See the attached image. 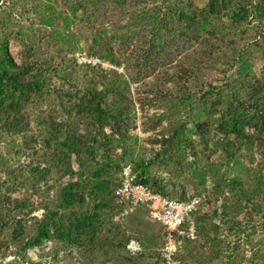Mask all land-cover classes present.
I'll return each instance as SVG.
<instances>
[{
  "label": "trees",
  "instance_id": "1",
  "mask_svg": "<svg viewBox=\"0 0 264 264\" xmlns=\"http://www.w3.org/2000/svg\"><path fill=\"white\" fill-rule=\"evenodd\" d=\"M39 1L45 4L33 13L44 18L42 21L51 29L50 33L59 34L61 21L67 18L55 7L57 0ZM60 1L72 13L68 16L70 25H86L98 36L88 54L109 61L115 70L108 72L102 65L80 66L75 58L86 81L85 86L78 87L73 77L64 74V65L70 63L65 60L61 65H51L35 59L32 45H28L24 63L17 64L10 55L8 38L0 32V143L11 139L18 158L26 151L32 154L27 166L4 167L7 179L0 181V264H47L34 263L29 252L43 251L48 244H52L53 261L60 259L59 253H65L62 249L78 247L88 257L100 249L105 253L109 244L115 251L127 248L132 236L124 238L115 221L126 207L116 198L122 180L113 175L124 169L115 160V145L107 134L110 129L111 133L121 135L122 140L129 137L133 102L118 69L128 63L134 66L127 71L136 69L139 75H145L144 70L157 65L162 58L165 63L160 67L164 71L159 83L168 90L164 97L168 98L172 88L182 104L176 107L173 130L159 142L160 150L152 158L141 157L133 162V168L129 167L134 182L157 194L187 200L190 195L185 187L175 190L176 172L169 166L181 163V148L189 146L185 132L193 126L192 132L203 142L218 141L216 145L223 151L226 163H236L243 169L234 176L221 170L212 172V194L231 195L235 203L224 204L221 218L228 223L229 232L244 233L243 222L233 217L235 213L244 214L245 223L251 224L253 230L247 236L252 238L257 233L254 216L264 209L259 206L264 199V0H207L203 6L192 0ZM115 16L121 19L128 16L129 21L121 27L122 20L113 22ZM106 22L114 30L104 26ZM119 27L122 29L116 31ZM114 32L116 40H112ZM126 47L137 49L136 61L120 59L118 52L123 49L124 52ZM257 60L261 64L254 70ZM169 62L174 65L173 70L167 69ZM48 77L52 80L61 77L69 88L63 85L58 90ZM52 93L56 94L52 99L65 110L67 118L64 120L61 115L58 120L55 114L48 115L38 121L39 131L35 132L27 115L28 105L48 99ZM73 118L76 122L71 121ZM80 124L85 126V133L81 132ZM244 153L252 157L250 165L255 163L256 154L262 158V164L255 169L243 164L240 156ZM0 162L7 164L1 157ZM93 163L95 169H91ZM155 164L171 173L170 181L149 172ZM65 177H69L68 182L62 181ZM58 186L56 196L44 204L36 203L34 199L42 197V189L50 194ZM199 195L197 191L193 196ZM143 207L127 217L142 212L146 208ZM39 211H43L41 216L36 215ZM206 218L200 209L191 220L205 244L219 247V226H212L213 234L208 236ZM114 232L115 237L107 235ZM190 243L186 239L180 245V256L187 264L192 262L181 250L182 244ZM138 255L145 259L142 253ZM148 255L156 256L155 264H161L160 252ZM10 257L13 260L7 261ZM53 261L49 264H55ZM252 263L264 264V244L254 249Z\"/></svg>",
  "mask_w": 264,
  "mask_h": 264
},
{
  "label": "rangeland",
  "instance_id": "2",
  "mask_svg": "<svg viewBox=\"0 0 264 264\" xmlns=\"http://www.w3.org/2000/svg\"><path fill=\"white\" fill-rule=\"evenodd\" d=\"M192 1L203 6L207 0ZM44 4V2H38V0H0V32H3L4 36L9 40L10 55L17 64L21 65L28 57V45H32L31 47L37 55L35 59L46 60L51 65H61L65 60L70 63L69 65H64L66 69L63 66V71L66 70L64 74L70 78L73 77L71 79L74 80L78 87H83L86 83L84 80L85 76L79 72L74 60L77 58L78 53H90L94 40H98L99 38L86 25L77 23L70 25L71 21L68 16L72 13L61 6L62 2L60 0H57L55 7H58V12H61L63 17L67 18V21H61L62 26L59 34L55 32L50 33L51 29L44 25L42 21L44 18L33 13L36 12L34 10L43 7ZM119 20H122V24L119 25L121 27L125 26L129 21L128 16H126L124 19L117 17L113 22H119ZM110 24L108 22L103 23L104 26L111 30L113 28ZM121 27L117 28L116 31L121 30ZM113 34L115 35L112 40H116L118 38L116 37V32ZM123 50L118 52L122 56L121 60L129 58L130 62L136 61L138 58V55L135 56L137 49L126 47L124 52ZM163 59H158L159 63L157 65L144 70L145 75H139L136 69L130 72L127 71L129 66H134L128 63L118 69V73L123 76V85L126 93L133 102V106H130L131 111L128 120L129 137L122 140L121 135L113 134L110 129H107L108 138L115 145V160L124 169L117 170L113 174L118 179L121 178L123 180L125 169L129 167L133 168V162L139 158H152L160 150L159 142L162 140V137L168 136L167 132L173 130L172 123L177 116L175 110L176 107L181 106L182 100L175 96L172 88H169L170 95L168 98L164 97L168 92L167 87H162L159 83L162 79L161 74L164 71L163 68L160 69L161 65L165 63L162 61ZM174 59L177 60L179 58ZM102 62L104 63L102 65L104 70H108V72L115 70V66L109 64V61L102 60ZM171 63H168L167 69L173 68L171 66L174 65H170ZM176 63L174 61V64ZM260 64L257 60L254 70H258ZM71 66L75 67V69H70ZM48 78L58 90L63 85L65 89L68 87L61 77L58 79L54 77L53 80L50 77ZM53 85H49V87ZM72 89L75 92V88ZM53 97H56L55 93H52L48 99L28 105L27 115L32 122L35 132L39 131L38 121L48 115L55 114L58 120H61V115L64 116V120L67 118L65 110L59 106L56 99H52ZM76 120V118L71 119L73 122H76ZM79 128L81 132H86L83 124H80ZM187 129L185 135L189 140V146L181 148V152L179 153L181 163H178L176 166H169L170 169L172 168L171 170L174 169L176 172L174 183L178 188L175 190L178 192L182 187H185L190 196L196 195L197 191L201 194L199 195L203 201L201 215L207 217L205 226L208 236L213 234L211 231L212 226H219L218 240L221 241V244L217 241L220 245L219 247H214V243L205 244L199 238L200 240L191 242L187 246L182 244L181 252L192 264H251L254 249L264 244V228H262L264 225V209L263 212L257 213L254 216L257 233L252 238L247 236L253 230L249 227L251 224L245 223L246 216L244 214L236 215L235 213L234 216L232 215L238 222H243L244 233L229 232V225L221 218V212L227 201L228 204H233L235 201H231L229 193L225 197H217L212 194L214 188V180L212 179L214 174L212 172L216 174L221 170L222 173L226 174L229 172L227 174L234 176L241 174L240 172L243 169L239 168L236 163L228 164L225 162L223 151L216 145L217 140L210 139L208 142H203L200 137L192 132L194 130L193 126H189ZM15 152L11 139L0 143V157L7 162L5 165H2L0 162V181L7 179L4 167L14 169L21 165L27 166L32 161L30 151H26L25 155L20 158L15 156ZM244 154V156H240L243 164L245 163L253 169L262 164L260 155L256 154L255 157L257 159L255 163L250 165L252 157L247 155V153ZM262 157L264 158V156ZM97 160L100 161L101 157L98 156ZM73 163L75 170L78 171L77 165L75 162ZM91 165L93 166L91 169L96 168L94 163ZM25 171L24 174L28 176L26 169ZM149 172L156 177H164L169 181L171 179V173L166 171L160 164L151 166ZM68 180L69 177H65L62 181L68 182ZM169 188L173 190L172 186H169ZM59 190L60 187L58 186L48 194V192H43L44 189H42L40 191L42 197L35 198L34 200L36 203L44 204L46 200L56 196ZM22 193L24 194V191L20 194ZM29 195L31 196L33 193L30 192ZM259 204H261L259 205L260 207L264 206V199L260 200ZM142 210V212H137L132 217L120 218L118 224H116L120 229L118 232L124 233V238L132 236L133 240L128 244L126 249H117L115 251L111 244H109V247L106 244V247L104 246L107 249L105 253L100 249L95 254L91 253L86 257L84 256L85 253H83L84 249L75 247L72 250H63L58 245V248L62 249L65 253H59L60 259L56 258L53 261L52 244H48L43 251L41 249L33 250L29 252V255L34 263L47 262V264L52 261L55 264H155L157 257L149 256L148 254L155 255V253L160 252L159 250L163 244V229L159 222L153 221L146 213V208ZM247 210L249 211V209ZM215 212H217V216L214 215ZM42 213L43 211H39L36 215L41 216ZM235 219L234 221H236ZM115 233H108L107 235L115 237ZM118 239H122V236L118 235ZM139 253H142L145 259L139 257ZM122 257L129 258L131 262ZM11 260H13L12 257L7 261Z\"/></svg>",
  "mask_w": 264,
  "mask_h": 264
},
{
  "label": "built area",
  "instance_id": "3",
  "mask_svg": "<svg viewBox=\"0 0 264 264\" xmlns=\"http://www.w3.org/2000/svg\"><path fill=\"white\" fill-rule=\"evenodd\" d=\"M80 66H98L104 63L99 57L83 53L77 54ZM132 170L127 168L121 186L117 189L116 198L119 204L125 205L123 212L115 219H124L136 210L145 206L153 221L159 222L164 231L163 246L160 249L161 264H187L180 256V245L184 240L195 242L199 239L196 225L191 220L202 205V197L189 196L187 200H177L153 192L148 186L134 182ZM204 244V243H203Z\"/></svg>",
  "mask_w": 264,
  "mask_h": 264
},
{
  "label": "clouds",
  "instance_id": "4",
  "mask_svg": "<svg viewBox=\"0 0 264 264\" xmlns=\"http://www.w3.org/2000/svg\"><path fill=\"white\" fill-rule=\"evenodd\" d=\"M191 197H193V196H191ZM194 197H195V196H194ZM200 197H201V196H200ZM201 206H202V205H201ZM200 209H201V207H200ZM200 209H199V210H200Z\"/></svg>",
  "mask_w": 264,
  "mask_h": 264
}]
</instances>
